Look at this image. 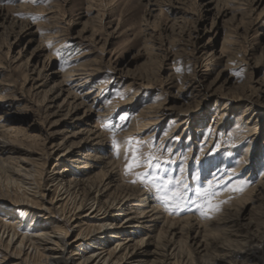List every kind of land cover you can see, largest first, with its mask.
Listing matches in <instances>:
<instances>
[{
  "label": "rangeland",
  "instance_id": "374dc122",
  "mask_svg": "<svg viewBox=\"0 0 264 264\" xmlns=\"http://www.w3.org/2000/svg\"><path fill=\"white\" fill-rule=\"evenodd\" d=\"M0 9V228L9 221L22 233L48 224L36 210L16 205L24 194L13 171L24 161L38 165L31 184L37 190L56 164L50 142L68 135L70 145L82 140L78 131L86 126L68 118L62 83L77 74L74 83L89 82L77 93L97 92L89 127L100 133L94 142L100 145L87 152L103 158L96 180L113 165L119 183L139 187L165 217L196 221L226 199L236 204L249 197L264 180V91L253 108L231 100L264 88V0H0ZM199 75L218 92L200 103L205 120L187 112L183 119L174 113L158 123L157 116L144 119L149 107L182 114L197 108L200 98L189 84ZM249 116L260 118L258 134L249 129ZM146 121L154 123L138 133L136 124ZM248 146L252 164L244 161ZM130 148L141 159H156L129 168ZM80 165L71 162V178L86 174ZM206 191L215 195H197ZM165 195L172 198L164 202ZM62 205L73 214L72 200L58 201L55 210ZM259 211L246 213V221L256 222ZM79 231L72 229L73 238Z\"/></svg>",
  "mask_w": 264,
  "mask_h": 264
},
{
  "label": "bare ground",
  "instance_id": "6f19581e",
  "mask_svg": "<svg viewBox=\"0 0 264 264\" xmlns=\"http://www.w3.org/2000/svg\"><path fill=\"white\" fill-rule=\"evenodd\" d=\"M261 2L262 0H257V3ZM2 13L0 9V16ZM78 75L80 74L62 83L63 87L67 88L63 89L69 94L66 100L70 101L68 118L76 126H86L78 131L83 135L82 140L75 146L70 145L68 143L71 139L67 134L68 136L60 142H50L47 151L55 156L56 164L48 177V184L37 186V190H33L31 184H34L33 174L38 165L24 161L13 171L15 180L24 194L21 199L16 200V205L36 210V213L41 214L43 222H49L22 233L16 230L13 222H2L0 264L8 260L11 264H264L263 179L257 186L249 189V197L238 200L236 204L226 199L227 193L224 194L222 198L226 199L225 203L215 209L213 214L201 217L198 221L190 217L181 220L165 217L139 187L119 183L111 160H104L112 166L105 176L103 175L104 178L96 180L100 177L99 173L94 171L103 158L87 153L89 146L100 145L94 143L101 137L100 133L89 127V122L95 115L93 105L96 99L91 98L94 92H91L92 90L82 91L83 93L75 91L76 87L89 83H74L81 80ZM205 82L206 79L199 75L189 84L193 96L200 98L199 101L195 99L197 108H188L182 114L173 112V108L168 106L157 109L149 107L151 109L148 111H142L144 119L157 116L159 118L155 122L158 123L170 113L183 119L187 112L189 119L205 120L207 115L202 113L200 103L203 102L204 96L218 93L211 92L210 87L206 89ZM261 88L263 90L258 89L250 96L232 97L231 100L246 101L250 108H253L256 102L263 101V96H259L264 91V88ZM97 114L100 117L103 113ZM152 123L154 122H138V126L134 128L138 133H142ZM261 123L259 117L256 120L250 116L248 118V125L251 126L249 129L255 134L259 133ZM5 146L7 145L1 148L6 150ZM249 146L246 156L243 157L245 162L252 164V148ZM74 161H80V166H85L84 176L74 179L70 177L73 167L71 162ZM59 166L63 167L59 169ZM53 188L57 190V195L52 198L50 193ZM70 200L75 206L73 214H66L65 205L58 206L59 211L55 210L58 201ZM257 207L260 208L257 221H246V213L256 210ZM58 213L64 217L56 216ZM76 228L80 231L73 238L71 231ZM85 243L88 247L82 249ZM80 249L82 250L79 251Z\"/></svg>",
  "mask_w": 264,
  "mask_h": 264
},
{
  "label": "snow or ice",
  "instance_id": "6c2138e0",
  "mask_svg": "<svg viewBox=\"0 0 264 264\" xmlns=\"http://www.w3.org/2000/svg\"><path fill=\"white\" fill-rule=\"evenodd\" d=\"M129 143L131 145L132 141L130 140ZM130 150L132 151V158H131V161H130V163L128 165L129 168H132V167H140L142 165H149L150 166L152 164L153 160L156 159L155 157H153L150 154L147 156L146 159H141L136 154V152L138 151V149L137 150H132L130 148ZM209 188H211V185H209ZM175 195L176 194L173 193V196H175ZM197 195L205 196V197H210V196L215 195V193L214 192H207L206 191L205 193H197ZM171 198L172 197L167 196V195L161 197V199L164 202L169 201ZM206 203H207V205H208L209 208L215 207L214 205L211 204V200L210 199H206Z\"/></svg>",
  "mask_w": 264,
  "mask_h": 264
}]
</instances>
